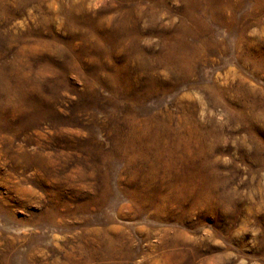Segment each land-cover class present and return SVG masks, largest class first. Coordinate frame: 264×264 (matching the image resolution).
<instances>
[{
	"label": "rangeland",
	"instance_id": "obj_1",
	"mask_svg": "<svg viewBox=\"0 0 264 264\" xmlns=\"http://www.w3.org/2000/svg\"><path fill=\"white\" fill-rule=\"evenodd\" d=\"M0 264H264V0H0Z\"/></svg>",
	"mask_w": 264,
	"mask_h": 264
}]
</instances>
